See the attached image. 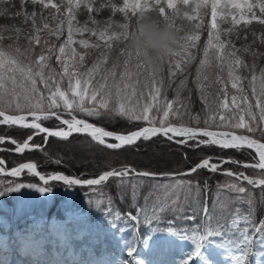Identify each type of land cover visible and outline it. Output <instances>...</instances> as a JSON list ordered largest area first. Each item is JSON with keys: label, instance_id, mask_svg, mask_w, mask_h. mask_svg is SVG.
Here are the masks:
<instances>
[{"label": "snow or ice", "instance_id": "6c2138e0", "mask_svg": "<svg viewBox=\"0 0 264 264\" xmlns=\"http://www.w3.org/2000/svg\"><path fill=\"white\" fill-rule=\"evenodd\" d=\"M181 2L188 5L190 0H116L106 6L110 10L108 19L99 21L91 15L95 10L86 0H59L58 3L31 0L33 5L39 4L49 11L47 15L37 11L23 14L32 29L23 36L25 45L21 46L18 27L8 29L15 35L0 34V126L29 130L30 134L21 141L0 133V153L43 152L49 138L67 142L76 134L90 145L112 150L136 148L139 142H155L161 138L194 150H251L248 155L253 162L242 163L233 156H205L186 172L175 174L170 183L150 184L151 190L143 196V204L138 202L140 189L146 180L159 175L157 173L125 166L105 170L98 178H76L60 172L42 175L34 162H21L9 171L5 159L0 158V174L20 177L27 170L43 182L44 186L39 187L41 192L48 190L50 181L91 187L107 186L111 178H116L119 198L123 200L127 196L134 212L122 215L114 211L110 196L105 198L107 203L100 198L90 197L89 200L93 206L106 211L113 221L131 224L129 259L123 264H146L137 257L136 249L140 243L147 246L156 233L192 242V253L179 264H193L197 259L201 264H211L202 256L201 249L209 238L221 236L225 237L227 254L231 253L227 255L230 264H248L249 255L256 254L252 252L254 244L264 249V218L258 223L252 219L257 205L253 189L260 190L259 203L264 205V67L257 68L256 64L258 59H264V51L255 50L257 41L264 47V33H253L252 44L243 48H236L230 37L241 23L245 27L254 21L264 25V0H199L201 8L193 14L184 13L194 27L170 55L168 71L175 77L184 70L185 64L196 59L192 49L199 47L201 34L206 31L195 80L201 112H193L191 96L181 98L179 89L177 95L169 99L162 92L164 81L158 78L160 71L153 70L138 52L128 47L132 22L141 12L151 10V5L155 4L160 6L159 15L166 19L168 12ZM24 3L25 0H21L22 6ZM81 5L87 9L92 27L87 22L79 27L73 24L76 9ZM246 13H250V17ZM117 16L120 18L113 19ZM65 26L66 39L53 42L52 38L60 41L65 35ZM75 33H90L96 40H74ZM74 44L81 50L73 47ZM36 46L40 51L33 54ZM92 49L98 50L97 59L84 68ZM113 50L118 55L108 67ZM243 54L251 57L252 62L248 63ZM53 57L58 67L52 65ZM213 69L214 80L209 75ZM245 70L247 76L243 75ZM212 87L215 93L209 91ZM53 119L58 122L54 127L43 123ZM105 120H124L131 127L127 131L109 130L101 123ZM256 132L261 134L260 138L255 137ZM37 137H42V143H33ZM8 144L13 147H5ZM184 158L187 159L186 154ZM55 163L59 165L62 160L57 158ZM228 164L259 169V177L225 168ZM200 170L231 178L217 183L211 203L207 181L201 184L182 178L198 174ZM136 177L144 179L136 180ZM245 182L251 187H246ZM36 185L29 182V186ZM14 186L0 188V194L24 185L16 183ZM162 222H166L167 227H159ZM141 225L148 226V234L141 230ZM261 255L264 256V252ZM260 264H264V260Z\"/></svg>", "mask_w": 264, "mask_h": 264}, {"label": "rangeland", "instance_id": "374dc122", "mask_svg": "<svg viewBox=\"0 0 264 264\" xmlns=\"http://www.w3.org/2000/svg\"><path fill=\"white\" fill-rule=\"evenodd\" d=\"M8 3L10 4V6L13 7L11 11L12 14L10 16L11 19L6 20L5 18L0 16V34H3L5 36L15 35L14 32H10L8 31V29H14L18 27L21 29V37H22L21 41L23 43H26V41L23 40V36L31 32L32 29H31L30 22L26 23L24 21L23 14L25 12L31 13L32 11H37L38 13L44 12L45 15H47L49 10L42 9L40 5L37 4L39 7L32 9L30 11V9H28L27 6L29 3H31V0H25V3L23 6L21 5V0H9ZM254 11H257L258 13V10H254ZM17 12L21 13V15L19 16L15 15V13ZM250 15H251L250 13H246V16L250 17ZM88 16L89 14L87 12V9L84 8L83 5L79 6L76 9V19L73 21V24L79 27V26H83L85 22H87L88 26L92 27L93 25L91 24L90 21H88ZM93 17L97 19V16L95 14ZM119 18L120 17L117 16V17H114L113 19H119ZM206 19H210V18H206ZM49 22L50 24L54 23L52 21H49ZM38 23H39V17H38ZM228 26L229 25H224V27H228ZM244 27L245 26L243 25V23H241V25H238L236 29L233 31V33L231 34V37H230L231 43L234 44L236 48H243L245 45L252 44V41L255 39V37L254 35L250 36L248 34L249 32L253 31L257 35L264 33V25H260L256 23L255 21L253 22L252 25L247 26L245 28ZM243 30L247 32V34L245 36H242L240 40H238L237 38L234 39V35H235L234 33H238ZM64 31H65V35L61 36L60 41H55V39L52 38L53 42L59 43L63 41L64 39H66V35H67L66 26H65ZM202 34H201V38L205 39L206 41L207 32L206 33L203 32ZM73 38L74 40H78L81 38L89 39L90 41L96 40V38L92 37L90 33H83V35L79 33H75ZM223 38L225 37L222 36V39ZM73 47H77L78 49L79 46L77 44H74ZM255 50L264 51V47L259 45V41H257ZM117 55H118V52L116 50H113L110 56L111 60H114ZM51 63L54 67H58L56 65L54 57ZM229 89H230V85H229ZM230 91L234 92L235 90L230 89ZM77 115L79 118V114ZM241 131L243 132V130ZM176 159L178 160L177 155L168 156L166 155L165 151L155 152L153 155H150L146 158V160H148V162L150 161L152 164H163L166 161L176 162L175 161ZM79 161H83V160H79ZM24 162H30V161H24ZM15 166H18V164ZM5 167L9 171L12 169V167L8 168L6 164H5ZM22 175H29V173H27V170H25V172L22 173L21 176ZM255 175H258V174L255 173ZM8 177L13 178V179L10 180ZM8 177L7 178L4 177V179L0 181V188H3L5 186H14V184L20 183L17 180L15 181L16 177H10V176ZM29 182H33V181L30 180ZM22 184L24 186L19 187L16 190H11V189L3 190V193L5 194H8V195L9 193L12 194L9 201H7L9 203H12V205H8L6 203L4 206H0V261L2 259H5L6 256H8L7 251L5 250L6 247L12 248L13 251L11 252V255H9V257L6 259V261L5 262L3 261L4 263L1 261L0 264H11V262L12 264H14L13 261H16V264H17V257L18 256L23 257V254L26 253L25 251H28V254L30 251L38 252V249H35L33 247V241L35 242L36 241L41 242L43 240L44 241L48 240V242L56 241V240H60L62 236H64V241H67L68 235L71 234L70 226H72L73 223L76 222L75 218L68 219L70 216H72V214L73 215L78 214V216L80 217L78 218L83 220L85 225L91 227V230H89L88 232H83L82 237L89 235L91 238V236L93 235L94 237L92 239H96L97 230L104 231L105 234H107V236L102 238V241H101L102 245H105V243H107V240L114 241L116 243L118 255H110V258L106 261L103 258H101L100 259L101 263H99L98 261L99 264H123L124 260L129 259L127 257V249H128V241L130 240L132 236L131 224H126L124 221H118V222L113 221V218L109 216L106 211H103L100 216L98 215L95 218L94 214L89 212L90 210L89 211L83 210L82 204L80 203L79 198H77L72 203L66 202V203L61 204L60 206H56V205L47 206L46 203L44 202L41 204H37L35 206L34 205L31 207L28 206L27 209L24 208L22 210L21 208L23 206H20V205H22L24 202H27L26 198L28 197L31 190L35 192V197L37 199L43 198L45 199V201H48L51 198L50 195L54 193L50 189H48L49 193L48 191L41 192L39 190V187L43 185L29 186V184H24V183ZM97 187L98 189H101V186H95V189ZM66 194L68 195L70 194V192L67 191ZM2 195L3 194H0V199L3 198ZM20 197L22 198V200H19ZM77 197H80V196L78 195ZM52 206L56 207L54 208V212L44 211V207H52ZM113 209L114 211H118L116 208H113ZM10 211L11 213L6 214L7 212H10ZM122 215H126V214L122 213ZM153 226H156V225H153ZM147 227L148 226L146 225H141V230L144 231L145 234L149 233V229ZM159 227H167V226H159ZM75 230L76 228L73 229V232H77ZM13 236H15V238L18 241V245H16L15 242H13L14 243L13 245L16 248L9 245V243L12 242L10 238ZM104 238H107V240H104ZM224 240H225V237H222V236L209 238V241L206 242L205 246L201 249L202 256L205 257L208 255V253L215 251L217 255H220V258L222 260H225L224 263H221V264H230V260L227 259V255H231V253L227 254V248L224 244ZM78 247L83 248L84 245L83 244L78 245ZM193 247L194 246L190 240L180 239L176 236H170L167 233H156L152 236V239L147 246H145L143 243L138 244L137 249H136V254L139 259H143L144 261H146V264H179L181 260L185 259L187 256H189L192 253ZM252 252L256 254L249 255L248 264H260L261 260H264V256L261 255V253L264 252V249H260L258 245L254 244L252 247ZM39 253H42L44 255L47 252L44 253V251H41V252L39 251ZM97 253L99 254L100 252H97ZM81 255L80 257H77V256L73 257V260H71L69 264H81V261H80ZM70 257L71 256H64V258H61V263L64 260L68 261ZM45 258L46 256L42 258V262L49 261V260H45ZM42 262L40 264H42ZM51 264H54V263H51ZM193 264H201V261L199 259L194 260ZM211 264H214V262L211 261Z\"/></svg>", "mask_w": 264, "mask_h": 264}, {"label": "trees", "instance_id": "16d2710c", "mask_svg": "<svg viewBox=\"0 0 264 264\" xmlns=\"http://www.w3.org/2000/svg\"><path fill=\"white\" fill-rule=\"evenodd\" d=\"M206 33V31H204ZM203 35V34H202ZM205 39L201 38V41L199 42V47L197 49H192V52L195 54L196 59L193 60L190 64H185L184 70L182 72H178L175 77L171 76L168 71V64H164V66L159 70L160 75L159 79H163L164 85L162 92L167 96L169 99L175 97L177 95V90L179 89V94L181 98L191 96V102L192 105H198V107L202 108L201 101L199 99V93L198 89L195 83L196 80V70L197 67L199 66V60L202 58V46L203 43H205ZM5 44L8 43V41L4 42ZM21 46L23 47L25 43L20 41ZM78 50H81L78 47ZM40 51V48L38 46L35 47V51L33 54H36ZM98 50L92 49L89 51V55L86 57V64L83 66L84 68L90 67L93 62L97 59L98 56ZM111 58H109V64L108 67L111 66ZM251 63V61L249 62ZM257 68L264 67V59L257 60L256 61ZM209 75L212 80L215 79V70L213 69L212 71L209 72ZM243 75L247 76L248 72L247 70L244 71ZM143 79V78H141ZM183 82V83H181ZM174 87V88H172ZM175 89V90H174ZM174 90V91H173ZM210 92L215 93V87H212L209 89ZM193 101L195 103H193ZM196 107L192 106L193 112ZM45 124L49 126H55L58 122H56L54 119L52 121L44 122ZM104 126H107L108 128H114L115 130H128L130 129L131 125H129L126 121L124 120H112V121H103L101 122ZM0 133L7 134V135H12L18 140H24L28 134H30L29 130H22L19 128H12L9 129L6 126H0ZM257 135L261 134L259 132H256ZM33 143H42V137H37ZM5 147L12 148L13 146L8 144L5 145ZM160 151H165L166 155L168 156H178V162H171L168 164H158V170L159 172L163 173V176L159 178H154V179H149L146 180V183L143 184L141 187L144 188L145 185L150 186L152 183H163L167 184L170 182L172 176L170 177L169 174L171 173H179L182 171H186L192 167L193 163H196L197 161L200 160V158H203L208 155H213V154H222L226 153L228 151L231 152V150L227 151H221L218 148H200V149H192L190 147H185L183 145H177L175 143H169L163 138L160 140H157L155 142H139L138 147L136 148H127V149H121V150H112V149H106L103 146L95 145V144H88L85 142V138L80 135L74 134V138H70L69 141H61L58 138H49V143L45 146V150L43 152L40 151H32L29 152L26 150V152L21 155L17 154L15 152H3L0 153V156L4 157L8 163L9 166L17 164L18 162L24 161V160H34L36 161L40 172L43 174H50L54 172H61L66 175H71V174H76L78 176H81L82 178H88V177H94L98 176L101 174L105 168H108V166H98L96 169L95 173L92 171V169L88 166V160L87 158H93L98 154V152H103L104 154H108L110 161L113 166L111 167H116L115 160L116 159H121L122 165L117 168H122V167H130L133 169H136L135 165H140L139 169L146 168L147 166H151L146 160V158L150 155H153L155 152H160ZM72 152H81L83 153L82 155L84 156L87 155L83 161H79L80 159H76L72 155H68L69 153L71 154ZM68 153V154H66ZM76 153V154H77ZM185 154L187 157H190L192 159L191 164H181L179 160L185 159ZM59 158L62 160V163L57 165L55 163V160ZM248 160H252L250 156H247ZM78 160V161H77ZM82 160V159H81ZM147 163V164H146ZM180 163V164H179ZM125 164V165H124ZM124 165V166H123ZM95 166V168H96ZM229 166V164L227 165ZM110 167V168H111ZM137 170V169H136ZM157 172V170H155ZM246 175L254 176L255 173H260V171H255L254 169L248 168L245 170ZM91 174H93L91 176ZM164 174H168L166 177ZM210 175H214V177H210ZM256 176V175H255ZM8 177V176H7ZM174 177V176H173ZM9 178V177H8ZM184 179H191L194 182L199 181L201 184H203L205 181H207L210 191H209V203H211V196L212 193L216 189L217 183H223L224 181H229L231 178L217 174V173H207L202 170L199 171L198 174H193L191 177H182ZM4 179L3 177L0 176V181ZM12 180L13 178H9ZM131 179V178H129ZM136 180L137 177L135 178ZM19 181L20 183H25L29 184V181L32 180L33 182L31 183H37L38 185L40 184L38 179L34 176H29V175H24L21 178H15V181ZM35 181V182H34ZM118 180L116 178H111L109 182H107V186L101 185V189H98V187L95 189V186H67L66 184H63L62 182H52L50 183V186L48 189L52 190L54 193L51 198V203L49 205L53 206H60L62 202V198H67L71 200H75L77 198L80 199V203L82 204V208L85 211H89L90 213L94 214L95 217L98 214H101L103 210L100 208H97L93 206L90 203L89 198L91 197L92 199H105L106 197H111L113 200L112 207L116 208L118 211L121 213H125L127 211L134 212L135 209L130 207V204L132 201L130 200L127 206H122L123 205V200H121L117 194V185ZM246 187H251L246 184ZM95 189V191H93ZM140 189V190H141ZM71 190V191H69ZM49 192V190H47ZM70 192V194L66 195V192ZM256 195L258 194L257 197V205H261L259 203V196H260V190H253ZM101 192H103V196H101ZM72 193V194H71ZM80 197H77V196ZM3 198H6L5 193H3ZM67 199V200H68ZM69 200V201H71ZM140 204H143V197L139 199L138 201ZM105 203H107V200L105 199ZM48 205V206H49ZM50 207L48 212H53L54 208L56 207ZM241 207H244V205H241ZM49 208V207H48ZM253 213L258 214L259 217V210L255 207L253 209ZM97 214V215H96ZM258 218L256 217V220ZM161 226H167L166 222H162L160 224Z\"/></svg>", "mask_w": 264, "mask_h": 264}, {"label": "bare ground", "instance_id": "6f19581e", "mask_svg": "<svg viewBox=\"0 0 264 264\" xmlns=\"http://www.w3.org/2000/svg\"><path fill=\"white\" fill-rule=\"evenodd\" d=\"M9 0H5L4 3H0V16L5 18L6 20L8 19H11V14H12V6H10V4L8 3ZM59 0H53V3H58ZM20 3V2H19ZM28 9H30V11L32 9H35V8H38L39 6L36 4V5H33L32 3H29L28 4ZM89 14V13H88ZM94 14L97 16V19L99 21H102V20H107L108 17L110 16V10L108 9H104L103 11H101L100 13H96L95 11H93L91 13V15ZM245 28V27H244ZM253 31L249 32L248 34L250 36L253 35ZM234 39L237 38V36H239V38H237L238 40H240V38L242 36H245L247 34V32H245L244 30L243 31H240L238 33H234ZM244 55V58L245 60L249 63L250 61L252 62L251 60V57H249L247 54H243ZM258 60H261V59H258ZM193 103H195L193 101ZM194 107H196L194 109V112H201V108L198 107V105H192ZM201 115H203V113H201ZM104 126V125H103ZM107 127V126H105ZM108 128V127H107ZM109 130H114V131H127V130H115L114 128H108ZM129 130V129H128ZM238 132H242L241 130H238ZM244 134H248V133H244ZM248 135H252V134H248ZM255 137L257 138H260V135H257L255 133ZM224 151H227V150H224ZM251 150H245L244 152H238V151H235V150H231L226 152V153H222V154H213L211 156H219V155H224V156H233L235 159L241 161L242 163H250L249 161H252V160H248L247 156L248 155V152H250ZM72 152L71 154L69 153H66L68 155H72L74 156L76 159H85L87 157V155L84 154V156L82 155L83 153L81 152ZM99 155L93 157V158H90L88 157L87 158V164L88 166L92 169V171L95 173L96 169L98 168V166H108V168H105V170H109L111 166H113L111 163H109L108 161H110L111 159H109V156L108 154H104L103 152H98ZM202 159V158H200ZM121 159H116L115 160V163H116V167H111V168H117V167H120V165H122ZM176 162H178V160L176 159L175 160ZM31 162H34L36 163V161L34 160H31ZM179 162L181 164H191L192 162V159L190 157H187V159H182V160H179ZM198 162V161H197ZM196 162V163H197ZM149 163H151L149 161ZM165 164H168L170 162L166 161L164 162ZM179 163V164H180ZM37 164V163H36ZM147 164V163H146ZM195 163L192 164V166L194 165ZM98 165V166H96ZM125 165V164H124ZM123 165V166H124ZM151 166H147L146 168H142V169H139L140 168V165H135L136 169L138 171H150V172H153V173H157L159 175H157L155 178H159L161 177V175H163V173L159 172V170L157 169L158 168V164H149ZM96 166V168H95ZM225 168H230L232 169L233 171H240V172H244L245 173V168L243 167H240L238 165H233V164H229V166L225 165ZM157 170V172L155 171ZM37 171H40L39 170V167L37 165ZM204 172H207L209 173L208 171L206 170H202ZM55 173V172H54ZM102 174V173H101ZM174 173H171L169 175H173ZM219 174V173H217ZM246 174V173H245ZM70 175V174H69ZM93 174H91L92 176ZM70 176H73V177H76V178H81V176H78L76 174H71ZM210 177H214V175H210ZM88 178H98V176H94V177H88ZM137 179L141 180V179H144V178H139L137 177ZM149 181V179H148ZM146 183V182H145ZM210 189V187H209ZM151 188L150 186L148 185H145L144 188H142L140 190V198H142L148 191H150ZM253 190H258L257 189H253ZM256 195V193H255ZM258 196V194L256 195ZM130 199L126 196V198L123 200V205L122 206H127L128 203H129ZM256 208L257 210H259V217H258V214H255L253 213V217L252 219L255 220L257 223L259 222V220L261 218H264V205H256ZM130 212V211H128ZM128 212H125V214H127ZM11 213L10 212H7L6 214H9ZM77 214V213H76ZM70 216V215H68ZM78 214L77 215H73L70 216L68 219H76V222L73 223L72 226H70V231H71V234L68 235V240L66 241L65 244H63V252H62V258H64V256H71L69 258L68 261L64 260L62 261L61 263V260L58 259V258H53V261H54V264H69V262H71V260H73V257L77 256V257H80L81 255V264H99L101 263V258H103L105 261L108 260L110 258V255H118V251H117V248H116V243L114 241H108L107 238H104V240H107V243H105V245H102L101 241H102V238L107 236V234H105L104 231H98L96 232V239H92L94 236L92 235L91 238L89 235H86L85 237H82V234L83 232H88L89 230H91V227L85 225L84 221L79 219L78 218ZM256 217L258 218L256 220ZM76 228L75 231L77 232H73V229ZM68 233V232H67ZM76 233V234H75ZM12 242L9 243V245L13 246L14 248H16L13 244V242H15L16 245H18V241L17 239L15 238V236L11 237L10 238ZM17 242V243H16ZM57 243V242H56ZM84 245L83 248L81 247H78V245ZM21 247V246H19ZM33 247L35 249H38V251H44L45 252H51L52 249H53V245H50L49 247V242L48 240L47 241H33ZM79 249V250H78ZM5 250L7 251V255L5 257V259H2L1 261L5 262L6 259L9 257V255H11V252L13 251L12 248L10 247H6ZM17 251V250H16ZM15 251V252H16ZM26 253L23 254V257H20L19 256V259L17 260V264H36V263H41L42 262V258L43 257V254H39L37 251L33 252V251H30L29 254H28V251H25ZM97 252H100L99 254ZM71 254V255H69ZM98 254V255H97ZM103 255V256H102ZM209 261H212L214 262V264H221V263H224L225 260H222L220 258V255H217V253L215 251H212L211 253H208L207 256H205ZM112 259V258H111ZM0 261V262H1ZM99 261V263H98ZM3 262V263H4ZM14 264H16V262H14Z\"/></svg>", "mask_w": 264, "mask_h": 264}, {"label": "clouds", "instance_id": "9594fccd", "mask_svg": "<svg viewBox=\"0 0 264 264\" xmlns=\"http://www.w3.org/2000/svg\"><path fill=\"white\" fill-rule=\"evenodd\" d=\"M115 2L116 0H86L96 13ZM159 7L152 4L151 10L141 12L132 22V31L128 36V47L138 52L153 70H160L167 63L170 55L177 51L182 37L194 27L184 13L193 14L202 5L199 0H190L188 5L178 3L175 9L168 12L166 19L159 15Z\"/></svg>", "mask_w": 264, "mask_h": 264}]
</instances>
